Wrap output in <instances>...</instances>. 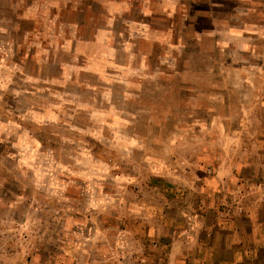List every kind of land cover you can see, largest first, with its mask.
I'll return each instance as SVG.
<instances>
[{"label":"rangeland","instance_id":"374dc122","mask_svg":"<svg viewBox=\"0 0 264 264\" xmlns=\"http://www.w3.org/2000/svg\"><path fill=\"white\" fill-rule=\"evenodd\" d=\"M220 162L264 171V0H0V264H169Z\"/></svg>","mask_w":264,"mask_h":264},{"label":"crops","instance_id":"0c3cea01","mask_svg":"<svg viewBox=\"0 0 264 264\" xmlns=\"http://www.w3.org/2000/svg\"><path fill=\"white\" fill-rule=\"evenodd\" d=\"M218 164L203 176L193 214L184 206L170 222L169 264H264V171L236 193L228 186L236 174Z\"/></svg>","mask_w":264,"mask_h":264}]
</instances>
